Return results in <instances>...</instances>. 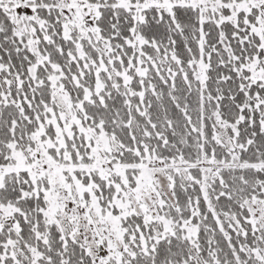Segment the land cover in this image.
I'll return each mask as SVG.
<instances>
[{
    "label": "snow or ice",
    "instance_id": "1",
    "mask_svg": "<svg viewBox=\"0 0 264 264\" xmlns=\"http://www.w3.org/2000/svg\"><path fill=\"white\" fill-rule=\"evenodd\" d=\"M0 264H264V0H0Z\"/></svg>",
    "mask_w": 264,
    "mask_h": 264
}]
</instances>
